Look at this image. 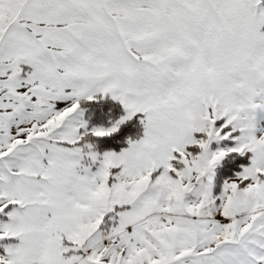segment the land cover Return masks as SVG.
I'll list each match as a JSON object with an SVG mask.
<instances>
[{
  "label": "snow or ice",
  "instance_id": "snow-or-ice-1",
  "mask_svg": "<svg viewBox=\"0 0 264 264\" xmlns=\"http://www.w3.org/2000/svg\"><path fill=\"white\" fill-rule=\"evenodd\" d=\"M0 264H264V0H0Z\"/></svg>",
  "mask_w": 264,
  "mask_h": 264
}]
</instances>
